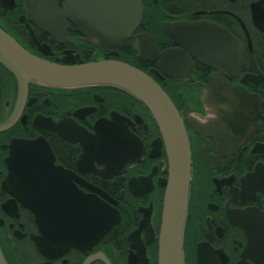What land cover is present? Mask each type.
Returning a JSON list of instances; mask_svg holds the SVG:
<instances>
[{
	"label": "flooded vegetation",
	"instance_id": "1",
	"mask_svg": "<svg viewBox=\"0 0 264 264\" xmlns=\"http://www.w3.org/2000/svg\"><path fill=\"white\" fill-rule=\"evenodd\" d=\"M70 1L56 4L63 10ZM142 8L131 46L108 50L88 42L70 20L61 35H53L27 0H0V28L51 63L116 61L147 74L182 116L192 154L184 263L264 264V0H142ZM189 26L215 32L195 50L188 45L194 34L184 32ZM143 38L154 48L145 56ZM167 53L176 65L185 58L184 66L165 73L161 58ZM219 86L245 95L238 106L249 111L239 122L232 117L211 124L216 116L204 100ZM99 122L127 134L110 159L59 134L73 136L76 125L95 135ZM5 125L0 130V264H157L168 159L164 146L150 157L161 135L140 102L111 87L32 86L19 104L16 81L0 65V127ZM38 139L59 168L41 185L44 194H53L55 206L41 210L69 211L68 225L38 224L6 183L13 143ZM40 201H47L45 195ZM94 210L102 212V221L108 211L118 221L98 242Z\"/></svg>",
	"mask_w": 264,
	"mask_h": 264
},
{
	"label": "water",
	"instance_id": "2",
	"mask_svg": "<svg viewBox=\"0 0 264 264\" xmlns=\"http://www.w3.org/2000/svg\"><path fill=\"white\" fill-rule=\"evenodd\" d=\"M31 11L39 16L40 22L56 36L66 28L67 20L74 22L85 32L88 42L108 50L112 47L131 46V33L139 25L142 17V0H73L59 10L56 0H27ZM185 33L194 34L188 45L198 50L206 41V34L215 30L205 26L185 27ZM187 35V34H186ZM144 40L143 54L154 50L153 41ZM232 45L234 42L232 40ZM184 59L179 57L178 65L174 64L172 54H164L161 67L165 73L177 66H184ZM0 65L15 79L18 102L23 103L29 87L53 90L73 91L89 87H111L130 95L140 102L154 120L161 138L153 144L150 157L159 155L161 146L165 147L168 159V178L162 183L161 224L158 235L157 264H185L183 236L188 218L190 189L192 185V156L188 136L182 116L167 94L144 72L116 61L92 62L76 65L65 62L63 65L45 61L25 50L12 36L0 28ZM212 87V84L210 85ZM210 91L211 96L204 100L208 111L216 116L212 125L232 121L239 122L249 109L239 107V99L245 96L242 92L229 86H219L217 93ZM223 112L221 117L219 113ZM221 122V123H222ZM112 123L96 124V134L89 135L72 125L74 135L59 133L69 142H77L85 149H96L99 154L114 157L121 150L122 141H127V134L112 131ZM7 127L1 126L0 130ZM108 127V128H107ZM50 130H53L50 128ZM107 135V137H106ZM9 176L6 182L15 195L27 205L38 224L47 220L53 225H68L70 213L51 214L43 212L42 205L54 207L53 194L42 189L43 181L48 174H54L59 168L54 166V157L46 142L15 141L8 159ZM47 199L41 203L40 198ZM50 201V202H49ZM96 205H93V208ZM96 219V241L109 233L118 221L112 220L113 213L108 211L105 221L101 211L94 210ZM51 215V217H50ZM59 216V217H58ZM109 217V220L107 221ZM142 253H144L142 248Z\"/></svg>",
	"mask_w": 264,
	"mask_h": 264
}]
</instances>
